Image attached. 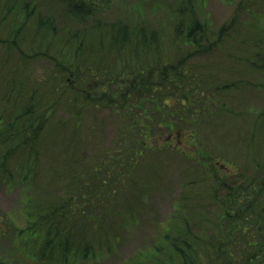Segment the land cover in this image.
Masks as SVG:
<instances>
[{
  "label": "trees",
  "instance_id": "16d2710c",
  "mask_svg": "<svg viewBox=\"0 0 264 264\" xmlns=\"http://www.w3.org/2000/svg\"><path fill=\"white\" fill-rule=\"evenodd\" d=\"M193 1L176 0L167 6L172 34L186 44L192 41L194 46L183 52L186 55L182 54L176 63H164L165 28L153 27L148 20V13L156 9L158 0H0V9L4 12L2 20L12 16L11 33L5 42L19 53H28L23 45L31 47L29 58L50 60L67 88H60L59 84L63 83L53 78L45 82V93L40 87H34L28 94H24L26 90L14 89V96L7 102L9 106L13 104L9 118L0 123V176L9 174L16 159H23L30 164L27 167L34 169L44 156L52 154L50 145L57 138L56 133L67 126L63 120L56 122L57 108L69 110L67 121H70L74 113L94 114L107 107L128 127L121 132L115 150L111 149L99 159L100 169L108 166L109 158L113 164L124 167L123 158L132 155L131 166L143 164L145 167L148 160L139 161L137 157L143 152L134 147L149 150L150 138L169 133L170 136L165 135L163 146H158L159 151L167 149L166 154L182 158L191 156L192 169L200 175L189 189L182 188L198 204L192 205L185 200L179 209L180 213H196L199 224L194 225L186 216H172L152 241L153 247L133 255L134 264H143L142 259L149 260L150 264H264V163L257 164L259 171L255 174H244V171L239 175L225 174L214 161L215 154L210 149L199 148L196 143L194 127L200 124L201 113L196 112L194 106L198 100L193 103V93L181 92L179 100L186 102L182 106L183 102H179L175 107H162L166 94L161 92H164L165 83L179 89L187 76L186 61L194 54L220 48L237 20L235 17L234 23H226L217 39L211 42L208 21L199 14ZM55 8L61 10L59 18L51 13ZM17 17L22 20L18 25L15 24ZM55 21H59L60 29ZM225 30L228 31L223 32ZM179 48L184 50L185 46ZM51 49L59 55L51 53ZM229 87L230 84L224 85V88ZM155 88L158 102L152 97ZM48 93L56 96L52 103L47 98ZM256 122L264 135V110L258 113L252 128H256ZM141 123L147 135L139 132ZM184 126L188 132L182 131ZM72 131L74 137L64 144L68 148L74 146L75 142H71L74 139L77 143L81 140L75 130ZM138 132L139 139L130 137ZM127 140L132 142V147ZM119 151L123 153L120 155ZM130 162L131 159L126 170ZM97 176L93 173L82 177L75 189L69 185L67 196L57 195L33 204L26 233L42 239L45 261L59 258L66 264L72 256L88 259L94 255L95 245L99 247L94 220L106 213L102 207L119 213L122 204L118 202L122 196H114L128 191L124 183L123 188L106 185L107 181ZM26 178V181L32 179L31 175ZM84 190L86 192L81 193ZM99 190L104 192L98 196L102 199H85L86 194L96 195ZM77 194L81 200L79 205L73 202ZM105 197L113 198L114 204L110 206L104 202ZM92 208H97L95 216L90 213ZM129 216L133 217L131 213ZM86 232L91 236L89 240ZM112 235L113 231L108 229L106 241ZM0 264H5L2 258Z\"/></svg>",
  "mask_w": 264,
  "mask_h": 264
},
{
  "label": "rangeland",
  "instance_id": "374dc122",
  "mask_svg": "<svg viewBox=\"0 0 264 264\" xmlns=\"http://www.w3.org/2000/svg\"><path fill=\"white\" fill-rule=\"evenodd\" d=\"M173 1L175 3L176 0H162L163 3L158 0L159 6L148 13V20L152 26L165 28L166 31L165 40L162 42L164 63H176L181 60L182 54L186 55L183 52L191 50V46H194L192 41L186 44L183 39L175 38L169 29L166 9ZM194 3L199 14L208 21L211 42L217 39L219 31L226 23L232 21L234 23L235 17L237 20L220 48L210 53L194 54L186 61L187 76L179 89L165 83L166 87L161 94H166L162 98L163 105L166 106L161 105L168 109V106L175 107L177 103L183 102L180 105L182 106L186 102L179 100L181 92L191 91L193 103L198 100L194 106L196 112L201 113L199 119L201 122L194 127L198 147L210 149L215 154L214 161L218 167L223 168L222 172L225 174L239 175L242 171L244 174L247 172L255 174L259 171L257 164L264 163V135L259 122H256V128H252L258 113L264 110V69L260 68L264 67V0H194ZM175 6L174 4L173 7ZM60 11L55 8L51 13L59 18L57 15ZM3 14L0 9V123L9 118V110L13 104L9 106L7 102L14 96V89L26 90L23 92L28 94L34 87H40L45 93V82L53 78V80L58 78L63 83L59 84L60 88L67 89L61 80L60 72L54 69L50 60L43 57L29 58L27 54L30 53L31 47L23 45V49L28 53H19L5 42L11 33L12 16L2 20ZM134 17L138 16L135 14ZM21 21V18L17 17L15 24L18 25ZM57 26L60 29L59 21ZM180 46H185L186 51L185 48L184 50L179 48ZM50 52L59 55L52 49ZM229 84L231 87L224 88V85ZM174 89L176 91H173ZM157 94L155 88L152 97L156 102ZM47 98L51 102L56 96L48 93ZM57 109L56 122L63 120L67 122V126L66 131L62 129L60 133H56L57 138L50 145L52 154L44 156L34 169L27 167L30 164H26L23 159H16L10 167L9 174L0 176V258L5 264L65 263L59 258L52 262L42 258L44 242L26 233L31 218L30 212L35 203H43L44 200L47 201L48 198L57 195L67 196V189L70 186H75L82 177L93 173L97 174L98 178L106 180V185L112 184L114 187L123 188L124 183L128 192L114 196L115 198L122 196L118 202L122 204L121 210L117 208L119 213L109 212L107 207H102L106 213L94 220L97 223L95 236L99 238L97 241L99 247L95 245L94 255L88 259L72 256L66 264H134L133 255L137 251L152 248V241L172 216H186L194 225L199 224L195 219L196 213H180L179 209L183 201L192 205L198 204L196 200L192 201L189 198L191 195L184 193L182 188L189 189L194 179H199L200 175L192 169L191 156L182 158L166 154L167 149L159 151L158 146H163L166 142L165 135L168 137L169 133L159 134L160 137L156 134L150 138L149 150L134 147V150L143 152L137 157L139 161L148 160L149 163L146 161L145 167L143 164L131 166L134 157L132 155L123 158L124 167L113 164V160L109 158L108 166L100 169L101 158L111 149L115 150L117 142L121 140V132H124L128 125L107 107L94 114L74 113L75 116L71 117L70 121H67L69 110L62 107ZM141 125L143 123L139 124V132L147 135V130ZM72 130H75V135L81 140L77 143L74 139L71 141L75 142L74 146L68 148L69 146L64 144L74 137ZM182 131L189 130L184 126ZM139 132L130 137L139 139ZM175 142L179 143L177 140ZM128 143L132 147V142ZM184 149L191 150L190 147ZM114 152L116 154L118 151ZM122 153L119 151L120 155ZM130 159V167L126 170ZM30 175L32 179L26 181V177ZM76 186L71 189H75ZM72 191L77 193L76 190ZM103 194V190H99L96 195L86 194L85 199H102L98 196ZM78 197V194L75 195L73 202L79 205L81 200ZM103 199L110 206L114 204L111 202L113 198ZM90 213L95 216L97 208H92ZM129 213L133 217H130ZM108 229L113 231V235L106 241L105 234ZM86 238L87 240L91 238L88 232ZM223 260L225 263L224 258ZM141 262L150 264L146 259H142Z\"/></svg>",
  "mask_w": 264,
  "mask_h": 264
}]
</instances>
